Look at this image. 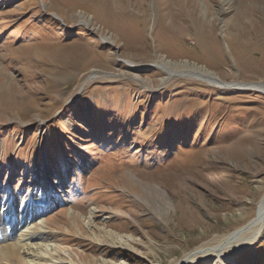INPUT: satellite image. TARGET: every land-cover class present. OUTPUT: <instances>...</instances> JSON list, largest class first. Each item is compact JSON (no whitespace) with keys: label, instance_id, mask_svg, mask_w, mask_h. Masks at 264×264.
Returning a JSON list of instances; mask_svg holds the SVG:
<instances>
[{"label":"rangeland","instance_id":"rangeland-1","mask_svg":"<svg viewBox=\"0 0 264 264\" xmlns=\"http://www.w3.org/2000/svg\"><path fill=\"white\" fill-rule=\"evenodd\" d=\"M162 60L250 89L149 69ZM256 86L264 0H0V264H22L16 244L29 264H182L203 246L186 264H264V231H247L264 199ZM49 183L28 228L43 235L7 231Z\"/></svg>","mask_w":264,"mask_h":264},{"label":"bare ground","instance_id":"bare-ground-1","mask_svg":"<svg viewBox=\"0 0 264 264\" xmlns=\"http://www.w3.org/2000/svg\"><path fill=\"white\" fill-rule=\"evenodd\" d=\"M126 62L129 63V66H131L134 69H137V70L145 69V67H142V65H137L134 62H130V61H126ZM151 68L162 70L164 73L169 75L171 79L177 78V77H186V78L200 80V81H203V82H206L209 84H215L217 86H220V88H222V89H232V90H242L244 88L250 89V88H248L249 85L229 84V83H227L226 85L221 84L220 83L221 79H219L220 77L218 75H216L212 71L208 70L207 68L200 67L199 65H196V64L190 63V62L189 63L188 62H182V63L178 64L175 62H167L166 60H162V63L158 62V63L153 64L152 66H149V69H151ZM100 76L101 75H98V74L90 75L88 82L90 80H94L96 78H99ZM139 82H141V81L139 80ZM254 88H257V89L264 91V87H261V86H256ZM1 151L3 152V148L1 149ZM35 197H37V198H35ZM60 200H62V199H60ZM56 201H55V195H54V186H53V184L49 183L45 187L43 195L39 193V194H36L35 196H33L31 198L27 197L21 202V212H24L25 209H32L33 211L36 210V212L30 213L28 216H25L23 213H13V214L10 213V214H8L7 219L11 218V217H13V218L9 221V223L2 224V226L5 229H7V231H10V229L12 231H14L15 229L20 228L16 232L17 233L20 232L21 235L16 236V237H24L23 239H25V233H23V232L25 231L26 233H29L28 228L30 227V224L33 221H37L38 219L41 220L42 216H44L48 213L47 208L55 205ZM4 203H5V199H4V202L0 204L1 208H3ZM9 205H11V204H9ZM0 220H1V218H0ZM22 228H25V230L22 231L21 230ZM254 228H257L256 235L261 230L264 231V199L260 203L257 219L251 223V225L247 231H251ZM42 229L43 228L41 227V228L35 229L34 231H31L28 234V235H31V238L29 240H35V238H36L35 236H38V234H39V236H42L43 235ZM242 233L243 232H241L240 234H242ZM240 234L237 236L236 235L233 236L234 239H237L236 240L237 242L241 241L244 238V236H240ZM204 249L205 248L203 246L201 248L196 249L195 251H193L189 255H187L186 259H184L182 261V264L189 263L193 259L195 260V259H198L201 257H205V256H202V254L205 251ZM27 250L29 253L31 251V248L28 247ZM209 251H215V250L210 249ZM6 252L9 254V256H12L14 254L15 255L20 254L21 257L23 256L22 257L23 259L20 258L22 264L31 263L24 258L25 255L28 256V254H26L25 245L21 246V247H20V244H16L13 247L8 246L6 249ZM7 253H6V255H7ZM42 261L49 262V260L47 261L46 259H42Z\"/></svg>","mask_w":264,"mask_h":264}]
</instances>
